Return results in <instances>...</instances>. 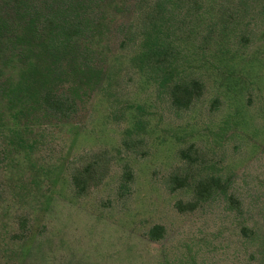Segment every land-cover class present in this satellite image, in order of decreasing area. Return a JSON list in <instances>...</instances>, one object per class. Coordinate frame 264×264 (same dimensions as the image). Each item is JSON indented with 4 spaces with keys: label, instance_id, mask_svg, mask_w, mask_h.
<instances>
[{
    "label": "rangeland",
    "instance_id": "obj_1",
    "mask_svg": "<svg viewBox=\"0 0 264 264\" xmlns=\"http://www.w3.org/2000/svg\"><path fill=\"white\" fill-rule=\"evenodd\" d=\"M136 1L34 0L45 30L71 18L84 36L67 46L56 30L36 40L48 53L30 48L52 68L43 93L68 102L37 100L9 119L30 127V164L17 165L0 132V264H264V0L178 4L164 18L179 74L203 85L186 108L131 60L153 5ZM84 10L97 17L91 30ZM108 63V89L74 70ZM137 104L143 129H132ZM88 165L96 184L81 190L73 176ZM211 177L222 189L196 201Z\"/></svg>",
    "mask_w": 264,
    "mask_h": 264
},
{
    "label": "trees",
    "instance_id": "obj_2",
    "mask_svg": "<svg viewBox=\"0 0 264 264\" xmlns=\"http://www.w3.org/2000/svg\"><path fill=\"white\" fill-rule=\"evenodd\" d=\"M203 0H138L135 6L142 3L153 5L149 7L143 20L141 33L138 32L139 45L137 51L132 55L133 63L138 64L141 69L149 68L157 75L160 85L169 89L171 103L177 108H186L192 101L199 98L202 94V83L197 78L188 79L182 70L179 74V65L177 57L181 52L173 47V42L163 31L165 26L164 18L175 10L179 4L188 5L187 11H190L193 5L201 6ZM0 132L5 136V150L11 155H15L17 165L30 164L31 158L29 150L31 144L27 143L25 135L30 130L29 125H19L10 123L9 119L17 118L20 114L31 110L37 100L44 103H52V108L62 109V106L68 102L61 95L48 90L43 93L42 85L46 86L52 79V68L41 71L40 65L36 59L33 60L31 47H40L41 52L48 53L49 45L36 43L41 41V35L53 34L56 30L62 31L66 38V44L70 45L72 39L80 41L82 29L80 23H75L71 18L63 19L56 25L54 22L45 30L41 27L39 21V11L34 5V0H0ZM91 3V2H90ZM85 25L90 30L96 22L97 17L91 16L90 12L84 10L82 14ZM131 22V21H130ZM131 23L124 26V33H131ZM81 35V36H80ZM131 35V34H130ZM128 35V36H130ZM51 39V40H52ZM124 44V42H122ZM15 46L12 47V45ZM40 54L36 53V57ZM184 63L187 57H183ZM11 64V65H10ZM9 66L11 71L6 67ZM80 72L87 81L92 82L94 86L100 89H108L110 81L114 74V65L108 63L101 66H86L80 70L79 67L74 69ZM177 79L174 80V76ZM42 82V85H41ZM4 108L5 111H4ZM142 108L137 104L132 107L134 118L132 129H143L142 119L138 116ZM131 131V128L128 132ZM49 170L43 171L46 177H50ZM38 175V174H37ZM74 183L77 188L84 190L87 185L96 184V171L92 165L84 168H78L74 173ZM34 178L36 176L34 175ZM47 178V179H48ZM54 178L52 179V181ZM173 180H182L175 176ZM220 178L211 177L210 179L200 180L194 186L196 201L204 200L218 189H222ZM242 230L245 235L253 234V229L243 226ZM164 228L161 225H155L150 230L151 238L158 239L163 235ZM264 261V253H263Z\"/></svg>",
    "mask_w": 264,
    "mask_h": 264
}]
</instances>
